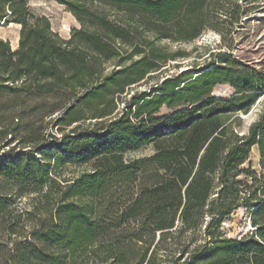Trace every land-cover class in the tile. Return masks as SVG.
Returning <instances> with one entry per match:
<instances>
[{
  "label": "trees",
  "instance_id": "1",
  "mask_svg": "<svg viewBox=\"0 0 264 264\" xmlns=\"http://www.w3.org/2000/svg\"><path fill=\"white\" fill-rule=\"evenodd\" d=\"M58 1L83 25L86 2L98 1L124 13L148 16L158 38L194 40L210 29L223 39L224 31L211 22L216 8L203 20L208 0ZM182 15L186 22H175ZM91 16L88 28L73 29L71 37L63 39L47 17L36 18L27 0H0V23L21 25L16 50L0 38V264H264V176L258 181L250 168H240L255 145L264 157V113L243 135L228 137L222 125L206 127L214 121L216 113L209 109L214 103H222L223 112L249 110L264 90V78L256 80L252 73L242 75L232 64L223 65L231 54L221 45L209 53L201 74L193 77L183 71L134 95L119 117L101 127L102 132L99 127L78 126L66 132V126L80 120L68 122L81 99L77 90L83 91V98L97 94L109 79L98 81L101 58L119 56L116 43L129 44L126 26L107 15L99 22ZM124 71L116 70L110 77ZM223 79L236 87L235 95L209 96L212 85ZM253 83L259 89H243ZM181 99L190 107L175 111L160 126L151 125L161 119L153 114L163 104L171 106ZM197 113L200 116L182 123ZM93 115L102 118L106 113ZM45 117H51L47 124L36 120ZM192 124V131H187ZM55 127L60 136L53 132ZM167 133H175L182 145L158 148L152 160L164 170L172 192L158 187L149 196H136L133 185L139 168L123 156ZM66 164L88 167L68 179L57 170ZM217 171L220 189L210 198ZM242 173L256 186L236 180ZM242 185L250 191L247 199L239 195ZM31 194V208L19 210L18 200ZM241 201L252 208L251 235L241 239L215 235L210 229L218 228ZM203 213L211 217L205 228L207 240L190 247L196 237L184 243L176 237L163 245L180 223L183 229L195 227ZM25 218L32 221L29 226Z\"/></svg>",
  "mask_w": 264,
  "mask_h": 264
},
{
  "label": "rangeland",
  "instance_id": "2",
  "mask_svg": "<svg viewBox=\"0 0 264 264\" xmlns=\"http://www.w3.org/2000/svg\"><path fill=\"white\" fill-rule=\"evenodd\" d=\"M27 5L36 18L47 17L51 28L63 39H69L73 29H79L83 26L88 28L90 25L88 22H91L92 19L91 14L95 16V22H99V17L107 15L130 30L129 44L116 43L117 47L120 48L116 50L119 56L111 59L101 58L98 81L105 82L106 78H109L105 86L97 94L85 98H83V91L77 90L76 94L81 99L76 103L68 122L80 120L66 126V132L77 126L80 129L88 130H97L99 127L98 131L102 132L101 127L107 126L112 119L119 117L134 95L138 96L144 91L148 92L152 87L160 85L164 79L175 78L183 71H188L193 77L201 74L209 62V53L217 51L221 48V45L224 48L222 50L231 54L229 62L223 65L232 64L233 68L242 75L252 73L256 80L264 78V0H208L205 5H209V7L204 11L203 20L206 21L208 17L213 16L212 10L216 8V18L211 22L224 31L223 39H220L218 32L206 29L198 38L186 41L175 40L174 38H158L157 33L153 29L151 30L155 24L148 16L124 13L98 1L86 2L88 13L83 18L85 25L78 21L67 5L60 3L58 0H27ZM208 12H210V16H208ZM189 17L193 16L189 15ZM177 20H181L183 23L186 22L183 15L176 18L175 22ZM39 24L43 25V21L40 20ZM161 30L166 32L167 29ZM20 35V24L14 22L0 23V38L8 41L11 50L18 48ZM78 43L76 41L74 44ZM76 48L84 50L77 46ZM140 50L143 53H136ZM136 62L139 63L136 64ZM119 69L126 71L110 77ZM256 85V83H253L252 86H245L243 89H259ZM236 91L237 89L232 83L223 79L212 85L209 96L216 95L228 98L235 95ZM222 105V103H214L209 108L216 115L214 121L206 125L207 130L222 125L227 127L228 137L232 133L236 135L246 134L251 125L264 113V90L258 94L255 103L247 111L223 112ZM186 107H190V102L183 99L173 102L171 106L163 104L159 111L153 114L154 117H160L161 119L151 125H162L175 111ZM94 113H106V115L102 118H92ZM198 116H200V113L194 114L182 123L187 124L190 119ZM50 118L45 117L43 120H36L47 124L51 120ZM100 120H104L102 121L103 124H97V121ZM132 120L137 121L135 118H132ZM193 125L187 127V131L191 132ZM53 132L57 136L61 135V131L57 130L56 127L53 128ZM182 143L175 133H167L159 139L152 140L144 147L127 152L123 156L124 160L128 162H136L139 168L137 181L133 185L136 196L141 194L149 196L158 187H167L162 190H166L168 193L172 192L169 190L170 186L166 184L165 178H163L164 170L157 166L152 157L157 153L158 148H172L182 145ZM202 154L203 150L200 152V155ZM87 167L86 165L72 166L66 164L57 168V170L62 171V178L71 179ZM240 168L241 170L250 168L251 173H254V178H257L258 181L263 179L264 157L261 156L257 145L251 148L248 159ZM212 179L210 198L216 197L220 189L218 171L212 175ZM236 180L242 181L244 184L246 182L253 183V186H256L255 181L252 182L244 173L240 174ZM162 190L159 191V194L163 192ZM239 190H241L239 195L247 199L250 191L245 190L244 185L239 187ZM183 193L184 188H182ZM257 193L261 196L260 189ZM32 198L33 195L31 194L19 199L17 202L19 210L30 209L33 204ZM209 207V205L205 206L203 211H207ZM157 208L155 207V210ZM251 213L252 208L247 207L244 201H241L240 206L233 210L218 228L214 227L210 230L215 235L221 234L222 237L227 238L241 239L250 236L253 232L252 229L255 228L253 217L250 219ZM210 219L211 217L208 214L203 213L197 218L198 221L195 227L183 229L180 223L177 230L170 232L167 242L163 245H170L176 237L182 243L196 237V242L190 247L203 243L204 240L208 239L205 235V228ZM31 223L32 221L26 220V225L29 226ZM159 233H156V240L159 239Z\"/></svg>",
  "mask_w": 264,
  "mask_h": 264
}]
</instances>
